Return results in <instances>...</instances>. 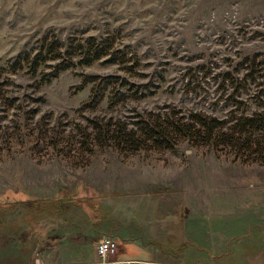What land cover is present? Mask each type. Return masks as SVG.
Wrapping results in <instances>:
<instances>
[{"label": "rangeland", "instance_id": "rangeland-1", "mask_svg": "<svg viewBox=\"0 0 264 264\" xmlns=\"http://www.w3.org/2000/svg\"><path fill=\"white\" fill-rule=\"evenodd\" d=\"M45 35L94 37L119 54L56 78L49 67L9 71ZM97 87H141L145 98L128 101L125 117L169 106L224 111L222 89L264 87V0H0V264H98L104 236L135 264H223L261 232L264 166L187 143L105 148L87 163L84 151L38 141L37 131L85 124L92 115L80 108Z\"/></svg>", "mask_w": 264, "mask_h": 264}, {"label": "trees", "instance_id": "trees-1", "mask_svg": "<svg viewBox=\"0 0 264 264\" xmlns=\"http://www.w3.org/2000/svg\"><path fill=\"white\" fill-rule=\"evenodd\" d=\"M107 41L97 42L94 37H72L61 40L55 35H45L35 46L24 49L10 62L9 71L26 70L31 76L43 67L53 69V78L60 72L77 66H88L107 58L106 63L116 62L109 53ZM116 52V53H115ZM93 90L89 100L80 108L85 124L53 133L37 131L36 138L44 146L61 147L62 152L84 151L89 158L100 149L112 148L120 152L139 150L175 151L179 143H187L196 149L212 151L215 156L231 158L241 165L264 166V87H229L222 89L219 98H224V111L191 110L184 112L174 106L159 112L137 113L133 116L118 115L130 100H142L141 87H99ZM43 102L42 97L36 98ZM117 106L115 114L104 110ZM214 105V104H213ZM37 113H34L36 116ZM23 122V121H22ZM34 130V128H32ZM11 193H5L7 200ZM15 198V197H14ZM57 206L72 203V199H57ZM15 203V202H14ZM39 205V201H17L15 204ZM12 204V203H10ZM2 220L0 224H2ZM180 247H175V249Z\"/></svg>", "mask_w": 264, "mask_h": 264}, {"label": "crops", "instance_id": "crops-1", "mask_svg": "<svg viewBox=\"0 0 264 264\" xmlns=\"http://www.w3.org/2000/svg\"><path fill=\"white\" fill-rule=\"evenodd\" d=\"M232 248L233 249L231 250V253L229 255H226L224 258V260H227L228 262L223 264H234V259L231 260V258L238 252L241 255L240 262L238 264H264V228L259 234H252L251 236H249V238L240 240L239 245H234ZM199 263H201L199 260H195L193 262V264ZM204 264H217V262H215L214 260V262Z\"/></svg>", "mask_w": 264, "mask_h": 264}, {"label": "built area", "instance_id": "built-area-1", "mask_svg": "<svg viewBox=\"0 0 264 264\" xmlns=\"http://www.w3.org/2000/svg\"><path fill=\"white\" fill-rule=\"evenodd\" d=\"M117 242L111 237H102L95 243L98 264H135L133 260L118 258Z\"/></svg>", "mask_w": 264, "mask_h": 264}, {"label": "bare ground", "instance_id": "bare-ground-1", "mask_svg": "<svg viewBox=\"0 0 264 264\" xmlns=\"http://www.w3.org/2000/svg\"><path fill=\"white\" fill-rule=\"evenodd\" d=\"M218 175V174H217ZM214 177V176H213ZM208 178V177H207ZM215 179V178H214ZM217 183V182H216Z\"/></svg>", "mask_w": 264, "mask_h": 264}]
</instances>
